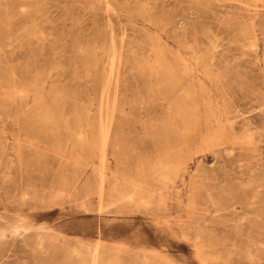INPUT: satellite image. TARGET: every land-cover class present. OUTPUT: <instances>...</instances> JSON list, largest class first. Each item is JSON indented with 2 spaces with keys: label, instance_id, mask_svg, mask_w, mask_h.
I'll use <instances>...</instances> for the list:
<instances>
[{
  "label": "rangeland",
  "instance_id": "obj_1",
  "mask_svg": "<svg viewBox=\"0 0 264 264\" xmlns=\"http://www.w3.org/2000/svg\"><path fill=\"white\" fill-rule=\"evenodd\" d=\"M262 163L264 0H0V264H264Z\"/></svg>",
  "mask_w": 264,
  "mask_h": 264
},
{
  "label": "bare ground",
  "instance_id": "obj_2",
  "mask_svg": "<svg viewBox=\"0 0 264 264\" xmlns=\"http://www.w3.org/2000/svg\"><path fill=\"white\" fill-rule=\"evenodd\" d=\"M96 1H97V0H96ZM103 2H104V1H103ZM106 16H107V15H106ZM108 17H109V16H108ZM17 76H18V75H17ZM247 118H248V117H247ZM249 118H250V117H249ZM240 119H241V118H240ZM250 119H251V118H250ZM244 120H245V119H244ZM236 123H237V122H236ZM249 124H250V122H249ZM249 124H248V125H249ZM252 124H253V123H252ZM237 126H238V124H237ZM237 126H236V128H237ZM247 155H248V154H247ZM238 157H239V156H237V159H238ZM248 157H249V156H248ZM252 157H253V156H252ZM254 158H256V157H254ZM254 158H253V159H254ZM251 159H252V158H251ZM238 160H239V159H238ZM257 160H258V159H257ZM260 163H261V162H260ZM262 164H264V163H262ZM252 167H253V166H252ZM254 168H255V167H254ZM102 169H103V168H102ZM262 169H264V168H262ZM250 170H251V169H250ZM250 170H249V171H250ZM253 170H254V169H253ZM260 170H261V169H260ZM253 172H255V171H253ZM253 172H252V174H254ZM256 172H257V171H256ZM257 173H258V172H257ZM257 173H256V174H257ZM261 173H262V172H261ZM249 174H251V173H249ZM259 174H260V173H259ZM257 175H258V174H257ZM262 176H264V175H262ZM262 176H260V178H261ZM253 177H254V176H253ZM255 178H256V177H255ZM262 178H264V177H262ZM262 178H261V179H262ZM252 179H253V178H252ZM261 179H260V180H261ZM250 180H251V179H250ZM262 180H264V179H262ZM262 180H261V181H262ZM261 181H260V182H261ZM251 183H252V182H251ZM262 183H264V182H262ZM256 185H257V184H256ZM256 185H255V186H256ZM261 185H264V184H261ZM257 186H258V185H257ZM257 186H256V187H257ZM255 189H256V188H255ZM256 190H257V189H256ZM256 190H255V191H256ZM259 190H260V189H259ZM255 191H254V192H255ZM252 192H253V191H252ZM258 192H259V191H258ZM260 193H261V192H260ZM254 194H255V193H254ZM246 195H247V194H246ZM257 196H258V194H257ZM259 196H260V194H259ZM246 197H248V196H246ZM246 197H245V198H246ZM249 198L251 199V197H249ZM258 198H259V197H258ZM256 199H257V198H256ZM244 200H245V199H244ZM246 200H247V199H246ZM258 201H259V200H258ZM244 202H245V201H244ZM251 202H252V201H251ZM260 202H261V201H260ZM245 203H246V202H245ZM248 204H250V203H248ZM252 204H253V203H252ZM254 204H256V203H254ZM262 204H264V203H262ZM257 205H258V203H257ZM259 206H261V205H259ZM259 206H258V207H259ZM262 206H264V205H262ZM244 207H247V206H244ZM260 208L262 209V207H260ZM256 210H257V209H256ZM256 210H255V212H257ZM262 210H264V209H262ZM233 213H234V212H233ZM243 213H244V212H243ZM259 213L261 214V212H259ZM17 214H18V213H17ZM223 214H224V213H223ZM223 214H222V215H223ZM228 214H229V213H228ZM251 214H252V211H251ZM260 214H259V215H260ZM14 215H15V214H14ZM224 215H225V214H224ZM5 216H6V215H5ZM7 216H9V215H7ZM227 216H228V215H227ZM257 216H258V215H257ZM11 217H13V219H14V216H11ZM11 217H10V218H11ZM229 217H230V216H228V218H229ZM231 217H232V216H231ZM251 217H252V216H251ZM251 217H250V218H251ZM2 218H4V217H2ZM222 218H223V216H222ZM234 218H236V217H234ZM252 218H253V217H252ZM259 218H260V217H259ZM8 219H9V218H8ZM240 219H241V218H240ZM256 219H257V218H256ZM256 219H254V221H256ZM20 220H21V219H20ZM227 220H228V219H227ZM230 220H231V218H230ZM232 220H233V219H232ZM262 220H264V218H262ZM1 221H2V220H1ZM1 221H0V222H1ZM6 221H8V220L6 219ZM14 221H15V219H14ZM215 221H217V220H215ZM224 221H226V220H224ZM230 222H231V221H230ZM259 222H260V219L258 220V223H259ZM261 222H262V221H261ZM261 222H260V223H261ZM5 223H6V222H5ZM9 223H10V222H9ZM239 223H240V222H239ZM243 223H244V222H243ZM250 223H251V220H250ZM256 223H257V221H256ZM258 223H257V225H259ZM0 224H2V223H0ZM6 224H7V223H6ZM217 224H218V223H217ZM219 224H220V223H219ZM228 224H229V223H228ZM251 225H252V224H251ZM254 225H255V224H254ZM261 225H262V224H261ZM31 226H32V225H31ZM222 226H223V225H222ZM237 226H238V225H237ZM243 226H244V224H243ZM259 226H260V225H259ZM6 227H7V226H6ZM6 227H5V230H6ZM244 227H245V226H244ZM25 228H26V227H25ZM25 228H24V229H25ZM31 228H32V230H33V227H29V229H31ZM39 228H40V227H39ZM222 228H223V227H222ZM226 228H227V227H226ZM238 228H239V227H238ZM8 229H10L11 232H14L15 234H17L16 232L21 231V229H23V228H22L21 225H18V224H16V223H11V224H10V227L8 226ZM29 229H28V230H29ZM40 229H41V228H40ZM229 229H230V228H229ZM34 230H36V229H34ZM34 230H33V231H34ZM41 230H43V229H41ZM230 230H231V229H230ZM236 230H237V229H236ZM243 230H244V229H243ZM245 230H247V229H245ZM8 231H9V230H8ZM24 231H25V230H24ZM26 231H27V230H26ZM33 231H32L31 233H33ZM34 232H35V231H34ZM38 232H39V231H38ZM38 232H37V235H38ZM237 232H238V231H237ZM239 232H240V231H239ZM243 232H244V231H243ZM25 233H26V232H25ZM28 233H30V232H28ZM248 233H249V231H248ZM18 234H19V233H18ZM20 234H21V233H20ZM22 234H24V233H22ZM26 234H27V233H26ZM238 234H239V233H238ZM243 234H244V233H243ZM249 234H250V233H249ZM24 235H25V234H24ZM24 235H23V236H24ZM27 235H30V234H27ZM35 235H36V234H35ZM20 236H21V235H20ZM23 236H22V237H23ZM229 236H230V234H229ZM250 236H251V235H250ZM10 237H11V236H10ZM36 237H37V236H36ZM221 237H222V236H221ZM243 237H244V236H243ZM245 237H247V236H245ZM8 238H9V237H8ZM14 238H15V237H14ZM18 238H19V237H18ZM20 238H21V237H20ZM23 238H24V237H23ZM23 238H22V239H23ZM29 238H30V237H29ZM29 238H28V239H29ZM224 238H225V237H224ZM248 238H249V237H248ZM6 239H7V238H6ZM26 239H27V237H26ZM28 239H27L26 241H28ZM30 239H31V241L33 240L32 238H30ZM23 240H24V239H23ZM224 240H225V239H224ZM222 241H223V240H222ZM2 242H3V240H2ZM9 242H10V240H9ZM32 242H33V241H32ZM6 243H7V242H6ZM17 243H18V241H17ZM21 243H22V242H21ZM28 243H29V241H28ZM28 243L26 242V244H28ZM33 243H34V242H33ZM33 243H32V244H33ZM96 243H97V242H96ZM22 244H24V243H22ZM29 244H30V243H29ZM32 244H31V245H32ZM7 245H8V244H7ZM7 245H6V246H7ZM242 245H243V244H242ZM29 246H30V245H29ZM34 246H36V245H34ZM247 246H248V245H247ZM250 246H251V245H250ZM0 247H1V246H0ZM3 247H4V246H3ZM8 247H9V249H10L11 246H8ZM12 247H13V244H12ZM20 247H21V246H20ZM32 247H33V245H32ZM96 247H97V244H96V246H95L94 249L91 248V249H93V250H89V251L86 250V252H83V251L81 250L82 247H81V248H77V249H76V251H77L76 253H77V258H78V256H79V259H80L79 262L81 261V262H84V263H86V264H97L98 262H97V258H96V256H95V255L97 254V253H96ZM248 247H249V246H248ZM5 248H6V247H5ZM13 248H14V247H13ZM39 248H40V247H39ZM85 248H86V247H85ZM37 249H38V248H37ZM103 249H104V248H103ZM233 249H234V248H233ZM242 249H243V248H242ZM244 249H245V248H244ZM249 249H250V248H249ZM35 250H36V248H35ZM38 250H39V249H38ZM83 250H84V249H83ZM247 250H248V249H247ZM15 251H16V250H15ZM19 251H20V250H19ZM22 251H23V250H22ZM31 251H32V250H31ZM74 251H75V250H74ZM97 251H98V250H97ZM36 252H37V251H36ZM9 253H10V252H9ZM33 253H34V252H33ZM244 253H245V252H244ZM13 254H14V253H13ZM34 254H35V253H34ZM99 254H100V252H99ZM247 254H248V253H247ZM9 255H10V254H9ZM37 255L39 256V254H37ZM111 255H112V254H111ZM144 255H145V254H144ZM250 255H251V254H250ZM23 256H24V255H23ZM38 256H37V257H38ZM141 256H142V255H141ZM247 256H248V255H247ZM0 257H1V255H0ZM21 257H22V256H21ZM30 257H31V256H30ZM32 257H33V256H32ZM112 257H113V255H112ZM114 257H115V256H114ZM143 257H144V256H143ZM249 257H250V256H249ZM249 257H248V258H249ZM34 258H35V255H34ZM70 258H71V257H70ZM32 259H33V258H32ZM109 259H110V258H109ZM6 260H7V259H6ZM8 260H10V259H8ZM18 260H19V259H18ZM40 260H41V258H40ZM112 260H113V259H112ZM19 261H20V260H19ZM81 262H80V263H81ZM131 263H133V262H131ZM137 263H138V261H137ZM1 264H2V263H1ZM39 264H40V263H39ZM42 264H43V262H42Z\"/></svg>",
  "mask_w": 264,
  "mask_h": 264
}]
</instances>
